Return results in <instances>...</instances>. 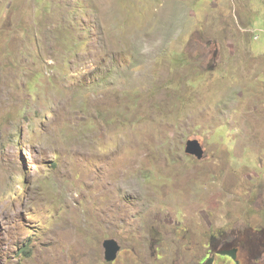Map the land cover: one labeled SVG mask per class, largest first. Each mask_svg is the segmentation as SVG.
<instances>
[{
    "label": "rangeland",
    "instance_id": "374dc122",
    "mask_svg": "<svg viewBox=\"0 0 264 264\" xmlns=\"http://www.w3.org/2000/svg\"><path fill=\"white\" fill-rule=\"evenodd\" d=\"M238 242L264 264V0H0V264Z\"/></svg>",
    "mask_w": 264,
    "mask_h": 264
},
{
    "label": "water",
    "instance_id": "95a60500",
    "mask_svg": "<svg viewBox=\"0 0 264 264\" xmlns=\"http://www.w3.org/2000/svg\"><path fill=\"white\" fill-rule=\"evenodd\" d=\"M186 151L191 153L192 155H195L196 158H201L202 156V149L198 145L197 142L188 141ZM102 248L104 251V259L106 262H113L119 253L120 247L116 240L114 239H105L102 242ZM221 254H228V253H221ZM229 255V254H228ZM232 258H234L233 255H231Z\"/></svg>",
    "mask_w": 264,
    "mask_h": 264
},
{
    "label": "crops",
    "instance_id": "0c3cea01",
    "mask_svg": "<svg viewBox=\"0 0 264 264\" xmlns=\"http://www.w3.org/2000/svg\"><path fill=\"white\" fill-rule=\"evenodd\" d=\"M148 22H150L152 25L154 24V23H168V22H170V23H172V21L171 20H169V19H167V20H165V19H159V20H157V21H152V20H148ZM161 24V25H162ZM161 25L159 26V31L160 32H162L163 33V35L165 36V38H166V42H167V47H170L171 45H175V44H178L179 43V41H180V38H181V36L184 34V30H183V28L181 29L180 27H172V25H171V27H170V29L171 30H174V29H178L179 30V32H178V34L176 35V36H174V35H171V34H168L167 35V33H168V31L170 30V29H168L167 31H163V29H162V27H161ZM181 27H182V25H181Z\"/></svg>",
    "mask_w": 264,
    "mask_h": 264
},
{
    "label": "flooded vegetation",
    "instance_id": "af4514ba",
    "mask_svg": "<svg viewBox=\"0 0 264 264\" xmlns=\"http://www.w3.org/2000/svg\"><path fill=\"white\" fill-rule=\"evenodd\" d=\"M244 246L246 247L247 245L244 243H237V244H233L232 245V247H233V249L232 250H230V251H228V250H226L227 251V253L229 254H231V255H233L234 256V259H232L230 256H228V254L227 255H223V256H225V257H227V258H229L231 261H230V263L231 264H239L241 261L240 260H238L239 259V251H242L243 249H244ZM217 255H219L218 254V252H214V254L213 255H210V252H208L207 254H206V259H211V261H212V259L214 258V256H216L217 257ZM236 257L238 258V259H236ZM247 260V259H246ZM239 261V262H238ZM209 262V261H208ZM225 262L227 263V261L225 260Z\"/></svg>",
    "mask_w": 264,
    "mask_h": 264
},
{
    "label": "clouds",
    "instance_id": "9594fccd",
    "mask_svg": "<svg viewBox=\"0 0 264 264\" xmlns=\"http://www.w3.org/2000/svg\"><path fill=\"white\" fill-rule=\"evenodd\" d=\"M153 8V7H152ZM157 13H158V11H157ZM158 15V14H157ZM158 16H160V15H158ZM161 17V16H160ZM160 19H162V17L160 18ZM126 20V18H123L121 21H117L118 23H121V22H124ZM138 20L140 21V23L141 22H144V21H147L148 22V19H143V18H138ZM108 239H112V238H108ZM104 241V240H103ZM219 255H221V253H218ZM224 255H227V254H224ZM228 256H230L231 257V254L229 253V255ZM232 258V257H231ZM232 259H234V258H232Z\"/></svg>",
    "mask_w": 264,
    "mask_h": 264
}]
</instances>
